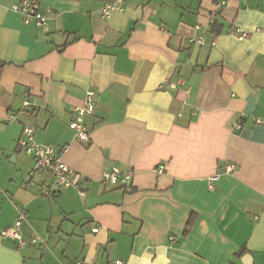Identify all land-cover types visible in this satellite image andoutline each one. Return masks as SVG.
Returning <instances> with one entry per match:
<instances>
[{
	"label": "crops",
	"instance_id": "0c3cea01",
	"mask_svg": "<svg viewBox=\"0 0 264 264\" xmlns=\"http://www.w3.org/2000/svg\"><path fill=\"white\" fill-rule=\"evenodd\" d=\"M18 1L0 0V233L25 211L27 244L0 234V264H264V0H121L107 19L118 0H35L48 31ZM88 90L85 144L68 123ZM27 93L35 107L5 122ZM24 124L64 149L78 187L43 194ZM111 167L132 171L129 190L102 182Z\"/></svg>",
	"mask_w": 264,
	"mask_h": 264
},
{
	"label": "built area",
	"instance_id": "2783aa9c",
	"mask_svg": "<svg viewBox=\"0 0 264 264\" xmlns=\"http://www.w3.org/2000/svg\"><path fill=\"white\" fill-rule=\"evenodd\" d=\"M120 2L121 0L115 2H105L98 11L101 18L107 19L113 11H121L122 8L119 5ZM217 4L218 6H222L223 2H219ZM11 9L21 15L24 24H28L29 20L33 19L36 25L41 26L45 31H48V15L51 13V10L48 9L45 13L41 12L39 10L38 3L35 0H20L14 3ZM255 32L264 33V29L257 28L255 29ZM236 34H238L239 38H246L248 36V33L244 31H236ZM191 41L196 42L200 45L204 44L205 42L202 37H199L198 39H191ZM212 44L214 43L212 42ZM178 86H182L181 81L173 82L169 81L168 79H164L158 87L160 89H175ZM95 101V92L93 90L86 91L83 98V105L79 107H74L72 109L73 118L68 123V127L74 131L76 139L85 144L89 143L90 136L84 124V116L91 115L93 113ZM35 105V100L31 97L29 93H27L25 98L21 102L19 110L16 113H8L7 115H5L3 120L7 123L13 122L17 119L19 115L32 110ZM34 131V126L24 124L21 135L17 141V147H19V149H21L27 154H30L33 157L34 172H44L50 175L51 181L49 185L43 190V194L45 196H49L63 188L78 187L79 183L84 181L85 178L83 175L79 174L78 172H75L63 162L62 152L64 151V149H58L52 145L37 143L34 139ZM234 168V165H228L226 171L232 172ZM161 171L162 169L160 167L158 172ZM132 175L133 173L131 170L121 171L117 167H111L103 170L102 182H107L111 184L120 183L122 187L129 190L131 187ZM213 179L214 178L209 179V189L212 188L211 181ZM25 217V211H21L13 222V224L3 229L0 233L3 238L13 239L19 248H22L27 244L20 233L21 222L23 221V219H25ZM92 231L97 232L98 228L94 227ZM30 243H42V240L38 236H34L31 238ZM68 264L96 263L93 261L72 260L69 261ZM113 264L125 263L120 259H115L113 261Z\"/></svg>",
	"mask_w": 264,
	"mask_h": 264
},
{
	"label": "trees",
	"instance_id": "16d2710c",
	"mask_svg": "<svg viewBox=\"0 0 264 264\" xmlns=\"http://www.w3.org/2000/svg\"><path fill=\"white\" fill-rule=\"evenodd\" d=\"M195 219V216L194 215H191L186 223V227H185V230H184V234H186L188 232V230L190 229L191 225L193 224V221ZM245 250H241L237 253V256L239 257H242L243 254H244Z\"/></svg>",
	"mask_w": 264,
	"mask_h": 264
},
{
	"label": "water",
	"instance_id": "95a60500",
	"mask_svg": "<svg viewBox=\"0 0 264 264\" xmlns=\"http://www.w3.org/2000/svg\"><path fill=\"white\" fill-rule=\"evenodd\" d=\"M241 261L242 264H252V258L250 255H244Z\"/></svg>",
	"mask_w": 264,
	"mask_h": 264
}]
</instances>
